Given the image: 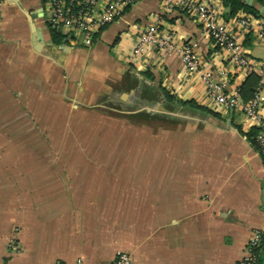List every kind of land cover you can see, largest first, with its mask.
<instances>
[{
  "label": "crops",
  "instance_id": "crops-1",
  "mask_svg": "<svg viewBox=\"0 0 264 264\" xmlns=\"http://www.w3.org/2000/svg\"><path fill=\"white\" fill-rule=\"evenodd\" d=\"M242 1L258 14L242 8L229 15L221 0L222 16L264 23V3ZM0 13V109L20 99L21 82L43 87L32 95L38 102L52 93L53 77L67 96L76 76L78 85L108 86L98 105L161 113L168 127L157 132L171 135L168 147L140 153V163L93 157L97 162L57 166L55 179L31 180L30 165L27 181L13 165L4 178L0 164V264H113L121 250L133 264H239L252 233L264 231V162L246 135L253 128L240 111H218L200 73L188 72L176 52L149 46L131 57L137 36L156 22L161 33L175 31L178 44L195 45L216 78L243 85L248 75L203 34L194 15L166 0H136L85 47L53 40L42 0H0ZM245 48L264 60L255 31ZM103 152L91 155H110Z\"/></svg>",
  "mask_w": 264,
  "mask_h": 264
},
{
  "label": "rangeland",
  "instance_id": "rangeland-1",
  "mask_svg": "<svg viewBox=\"0 0 264 264\" xmlns=\"http://www.w3.org/2000/svg\"><path fill=\"white\" fill-rule=\"evenodd\" d=\"M75 77L68 83L67 96L63 95L64 86L58 77H53L52 93L47 92V100L33 101V93L45 91L26 82L20 84V99L5 100L0 109L2 120L9 121L0 123V164L5 167L4 178L10 179L12 173L7 167L11 165L19 168L20 180L24 182L28 180L30 165V179L39 181L59 178V165L97 162L91 160L93 157L101 163H140L144 158L140 153L168 147L171 135L162 130L157 132L159 127H168L161 113H125L98 105L96 96L108 86L93 81L78 85ZM102 149L111 156L91 155ZM131 153L135 156H129Z\"/></svg>",
  "mask_w": 264,
  "mask_h": 264
},
{
  "label": "built area",
  "instance_id": "built-area-1",
  "mask_svg": "<svg viewBox=\"0 0 264 264\" xmlns=\"http://www.w3.org/2000/svg\"><path fill=\"white\" fill-rule=\"evenodd\" d=\"M45 21L75 45L91 47L97 34L105 26L122 17L136 0H42ZM221 0H166V6H179L192 13L202 32L223 50L235 69L247 75L256 74L259 82L248 100L242 97L241 86L230 85L229 79L216 78L210 69L202 67L195 45L178 44L177 33H161L156 22L150 23L137 36L131 57H138L149 46L174 51L182 59L188 72H199L215 108L222 112L240 111L249 128H255L257 151L264 162V60L252 57L245 48V40L255 31L264 41V23H254L252 16H236L226 20L222 16ZM1 14V13H0ZM1 16V15H0ZM261 231L249 238L239 264H255V250L261 242ZM113 264H133L130 252L118 251Z\"/></svg>",
  "mask_w": 264,
  "mask_h": 264
},
{
  "label": "trees",
  "instance_id": "trees-1",
  "mask_svg": "<svg viewBox=\"0 0 264 264\" xmlns=\"http://www.w3.org/2000/svg\"><path fill=\"white\" fill-rule=\"evenodd\" d=\"M261 1L264 3V0H261ZM223 3L229 8V15H233L239 9H242V8H245L249 11H252L255 14H258V11L255 8L245 4L242 0H223ZM128 9H129V7L126 9V11ZM107 26H105L104 28H106ZM49 27H50L51 35H52V38L54 41L59 42V41H61V39L63 37H65L61 32L57 31L51 25H49ZM95 40H96V38H95ZM258 82H259L258 75H256V74H249L248 75V77L246 78L243 85H241V92H242V97L244 100H248L250 97L253 96V94L256 91ZM164 93L166 94V97L168 98L169 101L174 100V97L168 95L166 92H164ZM192 106L196 107V108H201V107L195 106V105H192ZM201 109L206 111V109H203V108H201ZM256 134H257V130L255 128H253L252 131L248 132L246 135L251 140L252 144L255 145L257 148V142H256V138H255ZM261 236H262V238H261L260 245L255 250V256H256L255 264H264V231H261Z\"/></svg>",
  "mask_w": 264,
  "mask_h": 264
},
{
  "label": "water",
  "instance_id": "water-1",
  "mask_svg": "<svg viewBox=\"0 0 264 264\" xmlns=\"http://www.w3.org/2000/svg\"><path fill=\"white\" fill-rule=\"evenodd\" d=\"M246 1L248 2L249 0H246ZM39 38L42 39V35L40 33H39ZM167 108L170 110L174 109V107L172 105H168Z\"/></svg>",
  "mask_w": 264,
  "mask_h": 264
}]
</instances>
